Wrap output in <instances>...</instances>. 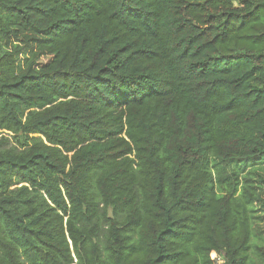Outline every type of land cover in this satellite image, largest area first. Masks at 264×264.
Here are the masks:
<instances>
[{
	"label": "trees",
	"instance_id": "trees-1",
	"mask_svg": "<svg viewBox=\"0 0 264 264\" xmlns=\"http://www.w3.org/2000/svg\"><path fill=\"white\" fill-rule=\"evenodd\" d=\"M0 264H264V0H0Z\"/></svg>",
	"mask_w": 264,
	"mask_h": 264
},
{
	"label": "rangeland",
	"instance_id": "rangeland-1",
	"mask_svg": "<svg viewBox=\"0 0 264 264\" xmlns=\"http://www.w3.org/2000/svg\"><path fill=\"white\" fill-rule=\"evenodd\" d=\"M220 257H218V259H219Z\"/></svg>",
	"mask_w": 264,
	"mask_h": 264
}]
</instances>
